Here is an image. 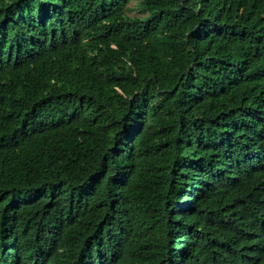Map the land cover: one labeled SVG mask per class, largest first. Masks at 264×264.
<instances>
[{
  "label": "trees",
  "instance_id": "obj_1",
  "mask_svg": "<svg viewBox=\"0 0 264 264\" xmlns=\"http://www.w3.org/2000/svg\"><path fill=\"white\" fill-rule=\"evenodd\" d=\"M0 264H264V0H0Z\"/></svg>",
  "mask_w": 264,
  "mask_h": 264
}]
</instances>
